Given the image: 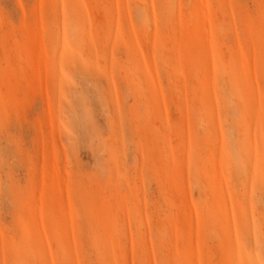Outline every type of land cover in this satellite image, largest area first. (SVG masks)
I'll use <instances>...</instances> for the list:
<instances>
[{"label": "rangeland", "instance_id": "374dc122", "mask_svg": "<svg viewBox=\"0 0 264 264\" xmlns=\"http://www.w3.org/2000/svg\"><path fill=\"white\" fill-rule=\"evenodd\" d=\"M261 171L264 0H0V264H264Z\"/></svg>", "mask_w": 264, "mask_h": 264}, {"label": "snow or ice", "instance_id": "6c2138e0", "mask_svg": "<svg viewBox=\"0 0 264 264\" xmlns=\"http://www.w3.org/2000/svg\"><path fill=\"white\" fill-rule=\"evenodd\" d=\"M241 166L243 167L244 165H241ZM259 182H260L261 188L264 189V171H261L259 175ZM261 212H262V215L260 217L258 231H259L260 237L264 238V201H262Z\"/></svg>", "mask_w": 264, "mask_h": 264}, {"label": "bare ground", "instance_id": "6f19581e", "mask_svg": "<svg viewBox=\"0 0 264 264\" xmlns=\"http://www.w3.org/2000/svg\"><path fill=\"white\" fill-rule=\"evenodd\" d=\"M173 39H174V38H173ZM168 70H169V69H168ZM173 112H174V111H173ZM152 121H153V120H152ZM163 129H164V128H163ZM153 134H154V133H153ZM158 135H159V134H158ZM158 135H157V132H156V137H157ZM157 139H158V138H157ZM161 144H163V143H161ZM162 146H163V145H162Z\"/></svg>", "mask_w": 264, "mask_h": 264}]
</instances>
